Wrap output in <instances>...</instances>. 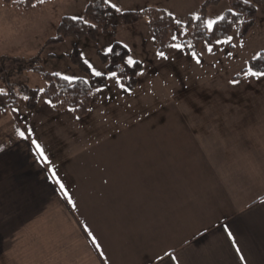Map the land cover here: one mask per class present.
I'll return each instance as SVG.
<instances>
[{
	"label": "crops",
	"instance_id": "0c3cea01",
	"mask_svg": "<svg viewBox=\"0 0 264 264\" xmlns=\"http://www.w3.org/2000/svg\"><path fill=\"white\" fill-rule=\"evenodd\" d=\"M244 70L182 92L178 127L86 146L56 168L63 189L50 135L82 119L40 103L2 113L0 264H264V77Z\"/></svg>",
	"mask_w": 264,
	"mask_h": 264
},
{
	"label": "rangeland",
	"instance_id": "374dc122",
	"mask_svg": "<svg viewBox=\"0 0 264 264\" xmlns=\"http://www.w3.org/2000/svg\"><path fill=\"white\" fill-rule=\"evenodd\" d=\"M89 1L50 0L41 8L17 12L0 0V90L18 102L10 111L22 115L29 109L30 89L40 91L38 100L42 108L44 104L52 105L43 94L47 83L43 72L73 77V81L91 82L93 70L107 77V86L92 89L91 112L79 121L81 125L76 133H69L67 140L50 135L53 140L48 154L57 165L53 168L56 174L57 167L61 173L66 172L80 161L86 146L121 138L116 134L120 129L178 127L179 116L174 113H179L182 92L189 100L203 97L206 91L211 94L206 82L232 78L264 51V2L256 4V23L247 36H242L238 23L229 43L190 42L206 0H107L118 10L138 13V20L121 27L115 34L100 33L97 39L68 37L63 42L47 45L49 39L57 36L62 19L65 16L82 18ZM230 9L231 0L209 6L204 15L207 30L210 32L214 27L207 26L209 19L224 17ZM157 12L170 15L175 23L167 28L163 40L150 28L151 18ZM115 42L128 48L127 63L132 58L143 66L134 91L121 87L118 75L111 76L116 72L109 71L102 61L100 53H108ZM76 48L90 71L76 63ZM65 111L74 113L71 109Z\"/></svg>",
	"mask_w": 264,
	"mask_h": 264
},
{
	"label": "trees",
	"instance_id": "16d2710c",
	"mask_svg": "<svg viewBox=\"0 0 264 264\" xmlns=\"http://www.w3.org/2000/svg\"><path fill=\"white\" fill-rule=\"evenodd\" d=\"M50 0H4L5 4L17 12H28L43 7ZM221 0H206L203 5V15L195 21L196 27L191 41L197 44L206 40L210 44H216L231 36L235 25L240 23L242 36H247L256 23L258 2L264 0H250L248 4L244 0H231V9L219 20L209 32L205 25L204 15L207 8L220 3ZM235 13H238L236 15ZM139 14L134 11H121L112 7L107 0H90L82 18L73 19L65 16L58 27L57 36L47 41V45L63 42L68 37L97 39L100 33H117L123 27L135 23ZM175 25L173 18L160 12L154 13L150 21V28L154 35L163 40L167 28ZM164 47V46H163ZM128 48L120 42H115L112 51L100 53L102 61L107 65L109 71H115L121 83L130 91L137 89L139 84V73L143 69L140 62L130 65L126 62ZM75 61L82 68L90 71L87 63L75 49ZM249 67L255 71L264 72V51L256 58L249 61ZM249 67L244 70L248 72ZM46 80V87L43 90L44 96L50 103L59 110L71 109L74 114L83 119L89 115L92 109L93 88L105 87L108 84L106 75H93L91 82L84 79L68 80L57 74L43 72ZM38 89H30L28 92L27 106L34 110L39 104ZM16 99L7 98V94L0 91V115L7 110L14 109L17 105Z\"/></svg>",
	"mask_w": 264,
	"mask_h": 264
},
{
	"label": "snow or ice",
	"instance_id": "6c2138e0",
	"mask_svg": "<svg viewBox=\"0 0 264 264\" xmlns=\"http://www.w3.org/2000/svg\"><path fill=\"white\" fill-rule=\"evenodd\" d=\"M41 2H42V0H41ZM249 2H250V0H244V3H245V4H248ZM112 7H116V5L113 4ZM235 14L238 15V13H235ZM73 19H77V17H73ZM197 19H199V17H197ZM223 19H225V17H223V16H220V17H218L217 19H209V20L207 21V26H208L209 28H212V27H213V26H214L219 20H223ZM231 39H232V37H228V38H227L226 40H224V41H217V43H229V42L231 41ZM176 47H181V45H176ZM208 50L211 51V50H212L211 47H209ZM108 51L111 52L112 49H108ZM161 55H163V53H161ZM128 63H129V64H135L136 61H134L132 58H129ZM90 67H91V65H90ZM93 71H94V74L97 75V76L102 75L101 72H98V71H95V70H93ZM246 75H250V76H252V77H264V72H261V71H255V70H253L251 67H249V70H248V72L246 73ZM111 76L116 77L117 74H116V73H111ZM64 78H65V79H68V80L73 79V77H67V76L64 77ZM232 83H239V82H238V81H232ZM121 87H124V85L121 84ZM0 91H2V90H0ZM25 99H27V97H25ZM28 131L30 132L31 130L29 129ZM19 135H20L21 137L26 138V139L28 138V136H27V134H26L25 131H20V132H19ZM32 142H33L34 144H36V148H37V150L39 151L40 155L43 157L44 161L47 162V156L44 155V150H43V148L41 147V145H40L39 143H37L35 140H33ZM53 178L56 180L57 183H60V181H59V177H57L56 174H55V170H53ZM60 187H61V189H63V188H64V185H63L62 183H60ZM228 234H229V236H231V232H229ZM237 251H239V249H237ZM165 255L168 256L169 259H172V260L175 259V257H174L171 253H165ZM160 259L163 260V257H161ZM241 259H243V256H241Z\"/></svg>",
	"mask_w": 264,
	"mask_h": 264
}]
</instances>
